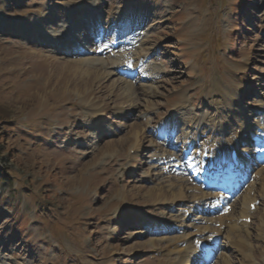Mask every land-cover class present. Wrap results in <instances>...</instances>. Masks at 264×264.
<instances>
[{"label":"rangeland","instance_id":"1","mask_svg":"<svg viewBox=\"0 0 264 264\" xmlns=\"http://www.w3.org/2000/svg\"><path fill=\"white\" fill-rule=\"evenodd\" d=\"M112 14L129 23L120 27L131 28L121 44L128 39L137 48L130 33H144L139 52L156 73L150 81L121 79L114 68L123 61L87 69L77 63L100 57L54 49V37L68 26L92 28L99 17L109 24ZM172 114L183 122L176 125L181 140L185 133L197 137L196 120L208 129L225 122L232 133L236 124L251 132L264 121V0H0V264H169L180 260L170 242L190 239L182 232L219 234L210 218L188 216L191 201L201 198V206L208 200L198 185L188 188L178 177L162 182L155 125ZM216 132L203 139L213 141ZM253 179L226 215L242 220L244 196L251 192L253 224L230 239L225 227L211 264L224 258L243 264L250 253L254 264H264V195L260 178ZM159 187L166 193L151 197ZM180 187L190 201L184 223L177 216L182 209L166 201L168 190ZM139 218L147 219L144 226L156 220L166 231L171 225L183 231L151 234ZM241 237L253 251L233 248Z\"/></svg>","mask_w":264,"mask_h":264},{"label":"bare ground","instance_id":"2","mask_svg":"<svg viewBox=\"0 0 264 264\" xmlns=\"http://www.w3.org/2000/svg\"><path fill=\"white\" fill-rule=\"evenodd\" d=\"M129 22H131V21H129ZM125 32V30H122L121 31V38H119V39H117V37H116V35L114 36V38L115 39H117V40H123L124 39V37L128 34V33H124ZM131 34V33H130ZM137 35V34H136ZM132 36V35H131ZM128 38V37H127ZM105 40V42H106V39H104ZM125 40V39H124ZM87 41V40H86ZM98 41H100V38H99V40ZM133 41H135L134 39H133ZM86 44H88V43H86ZM123 44H125L126 46H128L129 47V49H132L130 46H131V42H129V40L128 39H126V42H123ZM71 47V46H70ZM85 47V46H84ZM102 48H103V46H102ZM98 50H99V48H98ZM123 51H126V49H123ZM144 51V50H143ZM95 52H97V50L95 51ZM114 53V54H117L118 53V51H116L115 49L114 50H110V51H108L107 52V57L106 58H98V59H94V58H91L92 60H90V61H88V59L87 58H85L84 60H82L81 62H79V63H77L79 66H84V67H86L87 69H92V68H95V65H100L101 64V66L103 67V66H105V65H110V64H113L114 62L112 61V58H111V53ZM95 54H97V53H95ZM123 56H125V55H123ZM89 57V56H88ZM82 59V58H81ZM97 62H99V63H97ZM74 65H75V63H74ZM130 66L131 64H130V62H127V61H123V62H121V66ZM118 69H119V67H118ZM121 69V68H120ZM95 70V69H94ZM85 71V70H84ZM101 72V71H100ZM100 72H97V73H100ZM86 73V72H85ZM96 74V73H95ZM105 74H110L109 72H107V71H105ZM80 75V74H79ZM85 75V74H84ZM98 75V74H97ZM100 76V75H99ZM92 77V76H91ZM95 77H96V75H95ZM153 77V76H152ZM86 78V77H85ZM106 78V77H105ZM118 82V81H117ZM125 88V87H124ZM127 89V91H133V87H131V85H129V87H127L126 88ZM223 93H224V91H223ZM123 95V94H122ZM229 95V94H228ZM224 96V95H223ZM230 96V95H229ZM229 98V97H228ZM228 98H226V99H228ZM126 100V99H125ZM224 101V100H223ZM224 105V104H223ZM222 106V105H221ZM227 106H228V104H227ZM94 111H92V116H94V115H96V116H99V115H97L98 114V112L100 111V110H98V109H93ZM216 117V116H215ZM97 118V120H98V118L99 117H96ZM213 118V117H212ZM216 119V118H215ZM213 120V119H212ZM221 120V119H220ZM211 121V120H210ZM244 121V120H243ZM170 122H172V120H170ZM218 122V121H217ZM219 123L220 124H227V123H225V122H222V121H219ZM169 124H173V123H169ZM213 128H212V130L214 129V131H217L216 132V136H215V138H214V140L213 141H211V142H208L209 144H208V146H206L205 148L206 149H208V150H210V152H211V155L212 156H214L215 157V159H225V160H229V158H230V152H231V150L232 149H234V148H236V146H241V143H239L240 141H242V142H244V141H247V139H241V136H239V135H232V136H230L229 138H226V134H225V131H226V129H224V128H220L219 126H217L215 123H213L212 122V125H211ZM225 126H227V125H225ZM261 126V125H260ZM241 127V129L243 130V131H246V132H249V127L246 125V126H240ZM259 127V126H258ZM261 127H263V126H261ZM264 128V127H263ZM252 129V128H251ZM251 129H250V131H251ZM133 130V129H132ZM258 131V130H257ZM256 131V132H257ZM134 132V131H133ZM255 132V133H256ZM135 133V132H134ZM137 133V132H136ZM140 133V132H139ZM141 134V133H140ZM134 136V135H133ZM140 136V135H139ZM136 137H138V136H136ZM142 137H143V135H142ZM144 138V137H143ZM138 139V138H137ZM140 139V138H139ZM141 140V139H140ZM240 140V141H239ZM142 142V141H141ZM224 142H227V143H231L230 144V149H229V151H227V149L224 147ZM139 145H141L140 143H139V141H138V144H137V146H136V149H139L140 147H139ZM244 153H246L245 151H242L241 152V150H240V156H241V159L242 160H244V162H245V164L247 165V164H249V158H247V156L248 155H245ZM171 158V157H170ZM159 162H161L162 160H158ZM175 163H176V161H174ZM251 168H253V166H250V169L249 170H251ZM264 170V166H261V169L260 170H258L259 172H262ZM253 171H255V169H253ZM255 176H257V179H259L260 178V181H261V183H262V186H261V188H262V194L264 195V174L263 175H257V174H251V178H253V177H255ZM256 179V180H257ZM164 188L165 187H159V188H152L151 189V191H150V196L152 197L153 196V192L155 193V196L154 197H160V196H162L164 193H166V192H163L164 191ZM165 190H167V189H165ZM259 193V192H258ZM168 194H170V198H171V200L169 201V199L167 200L166 199V201L167 202H170V204H176V203H178V204H180V203H183V211L185 210L186 211V208H187V204L188 203H190V201L189 200H185V198H188L187 196H186V194L184 193V191H183V189L180 187V188H177V189H169L168 190ZM202 194H203V192H202ZM165 196H166V194H165ZM154 197H153V199H154ZM167 197V196H166ZM162 198V197H161ZM151 199V198H150ZM162 200V199H161ZM163 201V200H162ZM253 201H254V196L251 194V192L250 193H247L246 194V196H244V200H243V202H244V208H243V210L240 212V216H241V218H242V220L241 219H238L237 221H233V220H231V219H229L230 217L229 216H227L226 217V215H222L221 217H219V222H220V229L219 230H217V232H219V234L218 233H211L210 231H208V232H205V234L203 235V237H201V238H194V240L195 239H199V241H201V242H208V240L210 239V238H218L220 235H221V233H222V231L225 229V227H227V228H229V230H231L232 232L231 233H229L228 235H227V237H228V239H230V237H231V235H232V233L233 232H236V231H238V229L243 225V226H247L248 224L246 223V222H244V219L246 220V219H248L249 218V216L252 214V212H251V210H250V205L253 203ZM196 203H198L199 205L201 204V198H198L197 199V201H196ZM193 205H194V203H192V205L189 207V209L192 207L193 208ZM192 208H191V210H192ZM179 209V208H178ZM189 209L187 210V211H189ZM255 210H256V208H255ZM181 214H182V211H181ZM184 215H185V213H184ZM119 216H122V217H119V219L120 218H122L121 220H123V218L125 217V216H123V215H121V214H119ZM118 219V218H117ZM138 221L141 223V222H143L144 221V219L143 218H139L138 219ZM139 224V223H138ZM261 226L262 227H264V214L261 216ZM165 227L167 228V226H163V227H161L160 228V230L162 229V230H165ZM226 232V231H225ZM224 232V233H225ZM260 233H262V232H260ZM260 235V234H259ZM184 239L183 238H176V239H173L171 242H170V252L171 253H175V254H177V255H179V257H180V260H178L177 262H175V263H169V264H189V263H192V264H194V262H195V257L198 255L199 257L202 255H204L205 256V254L204 253H201V254H196V252L195 251H192V252H190L189 250H192L193 249V247H192V245H193V240H192V238H190L189 240H185V241H183ZM231 241H233V240H231ZM247 244H246V240L244 239V238H239V241H237V243L236 242H234L233 241V243H232V246H233V248L234 247H239L238 248V252H241L242 251V249H245L247 246H246ZM140 247V246H139ZM140 249V248H139ZM253 249H254V247L252 246V245H249L248 244V249L247 250H249V251H253ZM246 250V251H247ZM255 251V250H254ZM243 253V252H242ZM244 254V253H243ZM243 254H242V256H243ZM245 255V254H244ZM202 256H201V258H202ZM246 257L248 256V258L249 259H247L246 258V264H247V262H251L250 264H254V259H252L253 257H252V254L250 253V256H249V254H246L245 255ZM193 259V260H192ZM203 260V259H202ZM248 260V261H247ZM204 261V260H203ZM207 261V260H206ZM231 261V260H230ZM227 258H224L223 259V261H222V264H231V262H230ZM245 261H244V263H245ZM243 263V262H242ZM243 263V264H244Z\"/></svg>","mask_w":264,"mask_h":264}]
</instances>
